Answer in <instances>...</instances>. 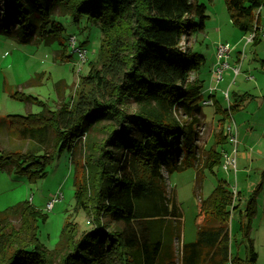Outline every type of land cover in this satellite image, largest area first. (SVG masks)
Listing matches in <instances>:
<instances>
[{
  "label": "trees",
  "instance_id": "1",
  "mask_svg": "<svg viewBox=\"0 0 264 264\" xmlns=\"http://www.w3.org/2000/svg\"><path fill=\"white\" fill-rule=\"evenodd\" d=\"M56 3L72 21L98 23L100 44L88 70L65 101L50 109L35 99L40 110L1 116L0 122L21 139H29L37 150L1 149L0 170L34 181L46 175L47 166L62 152L70 154L74 166L76 208L94 225L76 238V224L67 219L59 235L68 251L61 264H168L173 259V240L179 237L176 220L181 212L162 185L161 169L169 174L195 169L196 133L201 112V81L190 72L203 62L191 47L181 48L186 30H203L204 3L191 0H0V33L30 43L33 36L45 42L49 36L63 46L65 30L54 19ZM229 19L242 32L254 31L252 43L260 40L253 12L264 0H225ZM264 68V60H258ZM14 99L22 94L8 92ZM31 98L30 96H24ZM227 108L212 104L220 113L218 141L226 143L224 121L250 98L232 91ZM134 104V110L127 112ZM107 115L121 126L108 125L98 156L91 165L93 193L77 182V141L97 117ZM85 137V136H84ZM122 147L118 163L106 147ZM220 152L209 148L200 169L212 171L220 164ZM80 172V171H79ZM260 189L264 168L260 173ZM81 178V177H80ZM238 196V194H237ZM256 191L238 213V231L245 254L231 255L228 220L232 192L218 180L211 192L199 199L195 238L180 244L179 264H255L257 252L250 237L256 213ZM17 214V225L10 217ZM113 224L105 230L102 217ZM46 214L29 201H19L0 210V264H50L48 251L38 237ZM170 221V222H169ZM105 230V231H104Z\"/></svg>",
  "mask_w": 264,
  "mask_h": 264
},
{
  "label": "rangeland",
  "instance_id": "2",
  "mask_svg": "<svg viewBox=\"0 0 264 264\" xmlns=\"http://www.w3.org/2000/svg\"><path fill=\"white\" fill-rule=\"evenodd\" d=\"M191 1L202 2L206 6L204 28L195 33L186 30L181 37V48L191 47L195 51H201L206 61L203 58L200 66L203 63L209 66L213 55L215 61L213 50L218 42L229 43L233 51L241 49L248 32H242L232 24L225 0ZM52 13L54 19L65 30L61 34L65 44L64 50L52 36H49L45 42L33 36L30 43H20L16 37H8L0 33V118L11 114L25 115L37 112L40 107L35 103V99L42 101L50 109L57 108L66 100L69 92L76 88L80 77L86 74L88 60H93L96 56L101 38L98 23L85 24L84 18L72 21L61 13L56 1L53 4ZM253 15L258 16V25L264 26V5L254 10ZM70 35H74L76 42L86 50V57L82 62L69 47ZM260 59L264 60V38L255 44L249 42L245 45L244 56L234 82H231L232 71L226 69L225 71H231V76L226 77L224 71L221 81L217 83L221 86L231 82L228 84L231 85L230 89L232 88L229 90L230 93L236 89L238 93L250 94V98L245 100L241 108L230 113L236 126L238 141L235 181L233 174L221 169L220 164L214 166L212 171L201 168V177L199 176L197 170L201 167L209 148H215L220 152L229 147L228 145L223 147L217 142L220 126H217V121L221 117L220 113L215 112L210 104H204L203 101L201 113L205 116V122L199 115L195 141L197 147L195 169L187 168L172 171L169 174L164 168L161 169L162 185L165 186L170 197L174 194L175 203L181 212V218L176 220L179 237L173 240V259L168 264H179L180 242L194 240L197 223L201 219L198 214L199 199L206 197L218 180H225L228 188L235 183V188L241 194L238 206L241 211L245 199L256 191L257 214L253 217L250 235L258 254L255 264H264V180L260 189H257L261 182L260 173L264 168V68L258 64ZM239 60L237 59L235 63ZM229 63L233 65L231 61ZM192 74L190 72L189 78ZM248 76L251 78H247ZM207 86L208 83L205 80L201 89L205 90ZM8 92L22 94L23 99L11 98ZM206 98L208 99V95L203 100ZM220 101L225 107L227 101L222 98ZM133 110L134 104L128 106L127 112ZM108 125H114L116 130L121 128L107 115H101L92 122L91 127L84 134L85 137H81L75 146L74 157L78 166L77 182L86 188L85 196L93 193L91 179L94 177V170L88 164L98 156L97 146L104 141ZM39 147L29 139L19 138L13 130L7 129L0 122V150L19 149L40 152ZM106 149H109L110 155L114 158L113 164H117L122 147L117 148L112 144ZM241 151L245 152L246 157H240ZM74 192V166L67 151L57 155L47 166L46 175L34 181L16 175L12 171L0 170V210L27 200L46 214L45 221L39 224L38 237L48 251L50 264H61L62 255L68 251L63 243L58 244L61 228L67 219L76 224V238L82 232L94 228L85 211L75 207ZM48 202H51L50 207ZM231 213L229 226L232 239L229 252L231 255L237 254L243 257L245 243L241 241L238 231L236 211L231 210ZM10 219L17 225L19 221L17 214ZM102 219L105 230L114 229L115 226L108 223L105 216Z\"/></svg>",
  "mask_w": 264,
  "mask_h": 264
},
{
  "label": "built area",
  "instance_id": "3",
  "mask_svg": "<svg viewBox=\"0 0 264 264\" xmlns=\"http://www.w3.org/2000/svg\"><path fill=\"white\" fill-rule=\"evenodd\" d=\"M256 30L259 33V38L263 39L264 38V26H255ZM254 37V31L251 33H248V35L245 36L244 39V44L242 48L238 51L239 53V62L230 65L229 63V57H230V52L232 50V46L229 43H223V42H218L215 46V62L212 67V75H213V81L214 84H217L220 79L222 78V74L226 69H230L232 71L233 76H235L239 72V66L241 64V60L244 56V45L246 43L252 42ZM68 44L71 49V51H74L76 54L77 58L79 61H84L86 57V50L82 46H80L75 39L74 35H70L68 37ZM223 97L228 100V93L225 91L223 92ZM204 104H212L211 98L208 96V99L202 100ZM223 133L226 136V142L228 144V149L220 151V167L223 169L225 172H231L234 177L235 181V173L237 171L236 168V153H237V131H236V126L235 123L230 116L227 119V122L223 126ZM232 192V204L233 201L236 197L237 191L235 188V183L231 185L229 188ZM48 206H51V202L47 203ZM230 264V263H228Z\"/></svg>",
  "mask_w": 264,
  "mask_h": 264
},
{
  "label": "crops",
  "instance_id": "4",
  "mask_svg": "<svg viewBox=\"0 0 264 264\" xmlns=\"http://www.w3.org/2000/svg\"><path fill=\"white\" fill-rule=\"evenodd\" d=\"M260 26V25H259ZM247 35V34H246ZM245 36V35H244ZM243 36V37H244ZM243 37H242V40H243ZM242 40H241V43H242ZM243 44H244V42H243ZM243 44H242V46H243ZM247 44V43H246ZM245 44V45H246ZM245 45H244V50H245ZM242 48V47H241ZM214 50H215V48H214ZM213 50V51H214ZM238 51L239 50H237V51H233V49L231 50V52H230V57H229V60L231 61V63L232 64H234L236 61H237V59L239 58V53H238ZM202 56H203V58H204V61H206V57H205V55L203 54V53H201V51H198ZM228 60V61H229ZM229 61V62H230ZM242 61V60H241ZM214 55H213V60L210 62V64H209V66H205V64L203 63V65L202 66H199L196 70H194V71H192L191 73H193L192 74V77H190V79H194V78H197V79H199L200 81H201V84L206 80L207 81V83H208V86L206 87V89L205 90H202L201 91V95H202V98H204V97H206L207 95L211 98V100H213V102L214 103H218V105L221 107V108H223V109H225V107H227L228 106V102H230V100L231 99H228V100H226L223 96V92H227L228 94L230 93V91L229 90H232V88L230 89V87H231V85H228V84H230L231 82H234V78H235V76L238 74H236L235 76H233V74H232V80H231V82H229L227 85L225 84H223V85H221V86H219V84L217 85V84H214V81H213V75H212V67H213V64H214ZM202 64V63H201ZM224 75H226V77H228V76H231V71L230 70H227V71H225V73H224ZM223 77V76H222ZM247 78H251V76H248ZM222 79V78H221ZM221 79H220V81H221ZM219 81V82H220ZM218 82V83H219ZM201 88H202V86H201ZM237 90L235 89V92H236ZM239 91H237V93H238ZM221 98L222 99H225L226 101H227V103H226V106L225 107H223L222 105H221ZM211 106H212V108H214V106H213V104H210ZM214 110V109H213ZM199 115H201V117L203 118V122H205V116L200 112V114ZM220 119V118H219ZM218 119V120H219ZM201 120V119H200ZM227 122V120H225L224 121V124ZM223 124V125H224ZM217 126H218V122H217ZM222 128H223V126H222ZM219 129V128H218ZM223 133V132H222ZM226 145H228L227 144V142L226 143H224V144H222V146L224 147V146H226ZM239 155H240V157L242 158V157H246V154H245V152H243V151H241L240 153H239ZM236 156H237V153H236ZM236 162H237V158H236ZM236 174V173H235ZM234 178V177H233ZM236 191H237V194H238V196H237V194H236V197H237V200L235 201V199H234V201H233V206L235 205L236 206V208H234L233 209V212H235L236 211V215H237V218H238V213H239V211H241L239 208H238V206H239V203H240V200H241V197H240V193H239V191L236 189ZM235 197V198H236ZM248 198V197H247ZM247 198L245 199V201L247 200ZM255 198H256V196H255ZM245 203V202H244ZM257 214V207H256V213H255V215ZM231 215H232V213L230 214V217H229V220H228V225H229V222H230V220H231ZM255 217V216H254ZM200 219V218H199ZM254 219V218H253ZM253 219H252V221H253ZM200 221V220H199ZM199 221H198V223H199ZM197 223V224H198ZM237 223H238V219H237ZM251 224H252V222H251ZM229 230H230V226H229ZM231 233V232H230ZM250 234H251V229H250ZM250 237L252 238V236L250 235ZM252 240H253V238H252ZM182 242H180V244H181ZM255 249V248H254ZM257 252V251H256ZM257 258H258V254H257ZM257 260V259H256Z\"/></svg>",
  "mask_w": 264,
  "mask_h": 264
}]
</instances>
